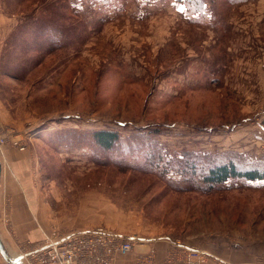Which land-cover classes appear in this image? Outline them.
<instances>
[{
    "label": "rangeland",
    "instance_id": "374dc122",
    "mask_svg": "<svg viewBox=\"0 0 264 264\" xmlns=\"http://www.w3.org/2000/svg\"><path fill=\"white\" fill-rule=\"evenodd\" d=\"M0 14V148L26 154L50 219L24 251L102 227L142 240L133 264H156L155 244L162 264H264V180L206 189L180 172L190 156L264 168V0H0ZM36 20L61 35L30 36ZM98 130L121 140L103 151Z\"/></svg>",
    "mask_w": 264,
    "mask_h": 264
},
{
    "label": "crops",
    "instance_id": "0c3cea01",
    "mask_svg": "<svg viewBox=\"0 0 264 264\" xmlns=\"http://www.w3.org/2000/svg\"><path fill=\"white\" fill-rule=\"evenodd\" d=\"M0 153V243L6 254L14 260L21 256L25 248L32 247L41 239L39 229H46L50 219L41 203H33L31 200L36 197V193L32 184L26 183L27 179L30 180L26 154L4 145L0 148ZM5 218L9 221L7 227L4 224ZM165 248L166 244H155L156 264H162ZM134 256V252H131L118 257L114 264H133ZM224 261L233 264L229 260ZM0 264L8 263L0 257Z\"/></svg>",
    "mask_w": 264,
    "mask_h": 264
},
{
    "label": "built area",
    "instance_id": "2783aa9c",
    "mask_svg": "<svg viewBox=\"0 0 264 264\" xmlns=\"http://www.w3.org/2000/svg\"><path fill=\"white\" fill-rule=\"evenodd\" d=\"M2 143L3 140L0 139ZM136 237L112 233L102 227L45 235L39 245L25 250L18 264H114L131 251ZM208 256L206 253L187 249Z\"/></svg>",
    "mask_w": 264,
    "mask_h": 264
},
{
    "label": "trees",
    "instance_id": "16d2710c",
    "mask_svg": "<svg viewBox=\"0 0 264 264\" xmlns=\"http://www.w3.org/2000/svg\"><path fill=\"white\" fill-rule=\"evenodd\" d=\"M185 1L188 2L189 0ZM201 3H203V0H199V4ZM48 7L53 9L55 8V6H53L52 4H49ZM36 22L37 20L35 21V23ZM35 23L33 22L34 25L32 26V35L30 36H35L42 41H46V38L50 33L61 35L60 31L62 30H59V28L55 29V26L53 27L50 24L45 23L44 21L40 23L37 22V24ZM90 139L93 145L99 147L103 151L113 150L121 140V138L115 131L108 130L93 131L90 133ZM149 147H152V151L149 152L150 163L153 165H157L158 162H163V155L159 147L155 143H149ZM188 159H192L193 162H187L184 168L185 172L184 169H182L180 172L183 174L188 173L192 177L198 176V180H200L203 185H205L206 189L213 188L216 185H222L230 179L244 180L246 182H256L264 180V168L250 166L241 167L233 160L221 161L216 163L209 160L204 161L202 157L199 156H190L186 160ZM164 168L174 169V166L167 165Z\"/></svg>",
    "mask_w": 264,
    "mask_h": 264
},
{
    "label": "water",
    "instance_id": "95a60500",
    "mask_svg": "<svg viewBox=\"0 0 264 264\" xmlns=\"http://www.w3.org/2000/svg\"><path fill=\"white\" fill-rule=\"evenodd\" d=\"M0 257L8 264H18V259H11L3 249L1 243H0Z\"/></svg>",
    "mask_w": 264,
    "mask_h": 264
}]
</instances>
